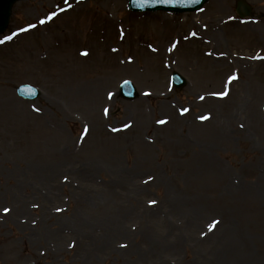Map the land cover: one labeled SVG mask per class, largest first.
I'll list each match as a JSON object with an SVG mask.
<instances>
[{
	"label": "rangeland",
	"instance_id": "rangeland-1",
	"mask_svg": "<svg viewBox=\"0 0 264 264\" xmlns=\"http://www.w3.org/2000/svg\"><path fill=\"white\" fill-rule=\"evenodd\" d=\"M247 1L246 18L236 0L182 13L12 2L0 31V264H264V0ZM192 20L212 21L236 65L219 83L199 46L152 53ZM127 79L134 101L119 93ZM26 83L37 100L16 94Z\"/></svg>",
	"mask_w": 264,
	"mask_h": 264
},
{
	"label": "bare ground",
	"instance_id": "bare-ground-1",
	"mask_svg": "<svg viewBox=\"0 0 264 264\" xmlns=\"http://www.w3.org/2000/svg\"><path fill=\"white\" fill-rule=\"evenodd\" d=\"M115 9H118V6H116ZM216 32L217 31L212 21L210 23L201 24V23H198L192 20L191 22H189L187 32L181 33L180 35H176V37H174L172 41H171L172 37H170L169 39L163 38L152 49V53L153 55L162 54L163 56L167 57L169 56L170 51H171L169 50V48H172L175 51L179 49L180 51L181 44H183L184 46H187V44L193 47L196 46L195 48L200 47L198 49L199 55L208 59L209 70L206 69L208 76L212 78L213 72L218 71L219 74L217 73L216 81L219 83L225 78V74L221 72L222 69L228 66L235 67L236 65L232 61V56L225 55V53L221 50L220 46H218V44H220L221 42V38H220L219 33L218 32L216 33ZM198 50L196 51L198 52ZM189 62H190V58L185 57L184 64H187V66L189 67ZM119 65L122 66L121 69H125L124 61H121ZM245 66L246 64L244 62H241L238 64L239 68H243ZM191 69L193 73L195 72L199 76H201L203 81L206 80L205 78L207 76H205L204 73H203L204 75L202 74L200 75L199 73L201 69L199 70V68H197L194 65H191ZM229 83H233V82L230 81ZM105 90L106 89H104L103 86H98L96 88V92L98 95L96 97L99 100V102H101L103 100L104 95H106ZM257 111L258 112H256V118L258 117L259 122L262 124L260 107ZM96 120L97 121L100 120V118L97 115H96Z\"/></svg>",
	"mask_w": 264,
	"mask_h": 264
},
{
	"label": "water",
	"instance_id": "water-1",
	"mask_svg": "<svg viewBox=\"0 0 264 264\" xmlns=\"http://www.w3.org/2000/svg\"><path fill=\"white\" fill-rule=\"evenodd\" d=\"M14 0H0V30L4 28L8 19V11L11 2ZM206 0H129L132 10H176L187 11L198 9ZM250 6L244 0H238L237 11L241 15L250 13ZM172 80L174 85L182 87L186 84L183 76L177 72L173 73ZM19 96L27 99H36L41 93L40 90L32 85L23 84L17 88ZM121 95L127 99H134L137 96V90L134 84L127 80L121 85Z\"/></svg>",
	"mask_w": 264,
	"mask_h": 264
},
{
	"label": "snow or ice",
	"instance_id": "snow-or-ice-1",
	"mask_svg": "<svg viewBox=\"0 0 264 264\" xmlns=\"http://www.w3.org/2000/svg\"><path fill=\"white\" fill-rule=\"evenodd\" d=\"M52 15L54 16V15H55V13H53ZM41 23H43V21H41ZM30 27H33V26H32V25H30ZM13 35H15V34H13ZM9 39H11V37H10V36H5V37H4V40H9ZM232 79H235V77H234V76H233V77H229V80H232ZM218 95H221V96H223V95H226V93H223V92H222V93H218ZM4 211H5V212H8V211H9V209L5 208V209H4Z\"/></svg>",
	"mask_w": 264,
	"mask_h": 264
}]
</instances>
